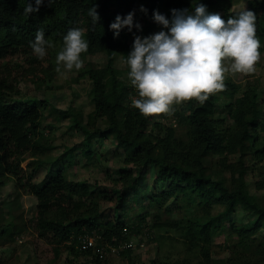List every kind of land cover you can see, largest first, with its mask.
Segmentation results:
<instances>
[{"label": "trees", "instance_id": "obj_1", "mask_svg": "<svg viewBox=\"0 0 264 264\" xmlns=\"http://www.w3.org/2000/svg\"><path fill=\"white\" fill-rule=\"evenodd\" d=\"M29 2L36 6L35 0H0V187L11 179L18 191L35 195L37 204L30 218L19 221L21 226L13 212L0 213V243L31 225L38 238L48 243L46 252L53 260L67 252L69 261L84 257L81 264H114L110 252L136 264L135 240L140 245L144 236L154 240L157 228H173L200 246L199 259L193 262L185 257L162 264H263L264 193L251 190H264L260 82L227 78L225 89L210 95L204 104L183 102L173 105L170 115L157 118L131 106L138 92L125 63L135 35L150 36L160 27L168 31L154 21V11L171 21L172 9L194 14L195 6L204 4L208 13L227 21L238 12L232 10L235 0H52L51 5L44 0L38 12L26 16ZM94 4L100 17L96 24L88 14ZM247 9L255 13L256 34L263 43L264 0H250ZM130 12L141 29L133 26L130 32L124 27L115 36L110 24L117 15L124 18ZM71 28L82 29L88 43L87 52L81 54L83 67L72 79L89 82L94 107L87 114L74 103L57 108L47 97L21 87L23 82L37 91L56 87L53 82L60 74L55 70L56 56ZM38 29L53 45L42 60L30 47ZM260 52L264 57V44ZM100 53L106 55L102 66L87 59ZM18 58L22 60L14 62ZM221 95L227 102L220 106ZM54 112L68 120L66 128L81 142L64 143L60 154H54L53 126L43 125L45 114ZM97 140L100 152L91 149ZM107 142L112 151L105 148ZM79 146L88 158L101 159L108 188H101L95 178L68 176ZM110 155L123 165L109 168L102 158ZM231 155L238 159L231 160ZM27 158L31 161L23 166ZM150 168L154 172L151 192L140 205L138 219L127 223L123 208L128 196L138 191L143 173ZM41 169L46 172L37 180ZM249 175L255 180L250 182ZM105 202L112 204L110 210ZM171 213L180 217L172 218ZM239 213L247 219L233 217ZM216 235H226L224 242L214 243ZM86 236L94 238V245H84ZM219 248L228 249L229 255L222 257ZM150 263L159 264L154 259Z\"/></svg>", "mask_w": 264, "mask_h": 264}, {"label": "clouds", "instance_id": "obj_2", "mask_svg": "<svg viewBox=\"0 0 264 264\" xmlns=\"http://www.w3.org/2000/svg\"><path fill=\"white\" fill-rule=\"evenodd\" d=\"M44 0H35L24 8L29 16L39 11ZM51 5L52 0H48ZM94 4L89 9L94 24L100 19ZM142 12L147 9L141 6ZM171 21L154 11V21L167 32L159 31L150 36H134L131 52L125 61L129 67L128 78L138 92L131 106L144 116L170 115L173 105L196 100L200 104L226 87L228 74L251 75L261 59V42L256 34L255 13L245 9L225 21L217 13H208L204 4L195 6L194 14L187 9H172ZM134 13L126 17L117 15L110 29L118 36L122 28L132 31ZM53 45L45 39L43 29H38L30 41L33 53L44 59ZM88 43L83 30L71 28L63 37V48L56 56V72L64 75L83 67L81 54L87 52ZM63 70L62 71V67Z\"/></svg>", "mask_w": 264, "mask_h": 264}, {"label": "rangeland", "instance_id": "obj_3", "mask_svg": "<svg viewBox=\"0 0 264 264\" xmlns=\"http://www.w3.org/2000/svg\"><path fill=\"white\" fill-rule=\"evenodd\" d=\"M250 6V0H235L232 10L240 11L245 10ZM164 31L163 28H158L156 33L159 31ZM264 42L261 43L263 46ZM264 54V53H263ZM88 60L94 61L99 65H104L106 62V55L100 53L97 55H89ZM22 59L18 58L15 61H20ZM119 65H122L121 63ZM62 71H64L62 69ZM78 71L73 69L71 72H66L64 75L59 74L58 79L53 83L56 85L54 89L45 88V90L37 91L35 90L33 84L22 83V89L24 92L37 94L40 98L47 97L53 104H56L57 108H66L70 103H74L77 107H80L87 114L94 107L92 99L89 97L90 85L85 79H81L80 82H73L72 79L77 76ZM227 78H231L234 81L245 83L248 80L260 82V91L262 96H264V57L261 55L260 62L256 65V72L251 75L228 74ZM220 106L227 102V98L221 95L217 101ZM159 115L157 116V118ZM68 120L62 118L58 112L52 114L46 113L44 117V126H53L54 134L56 135L54 154H60L64 148V143L73 144L79 139L76 135L70 132L66 128V123ZM264 134V132H263ZM81 144L80 141L77 145ZM106 149L109 151L110 144L106 143ZM92 150L100 152L102 148L100 147L99 140L95 142V146L91 147ZM113 150V148H112ZM111 150V151H112ZM77 161L76 164L69 167L68 176L73 178H92L97 179L99 183L103 186L101 188H108L110 181L106 174L100 168V161L96 156L93 158H88L82 152V146H79L76 150ZM102 159L106 161V165L111 168L121 167L122 161L120 158L110 155L108 158ZM231 160H237L238 155H231ZM31 158H27L23 161V166H28ZM46 170L41 169L36 175L37 180H41L44 177ZM153 175L154 172L152 168L146 170L143 173V177L140 181V188L138 191H133L128 196V201L123 208L124 215L126 217L127 223H131L138 219L139 214L142 212V207L140 206L147 200L148 194L151 192L153 185ZM255 176L249 175L248 180L251 182L255 180ZM252 192L264 193V190L258 191L256 188L252 187ZM37 204V198L35 195L27 192L18 191L16 189L13 180H8L4 185L0 187V213L3 215H9L12 212L17 218L18 225L21 226L22 223L19 221L24 218H30ZM111 203L105 202L104 206L107 210L111 209ZM192 213V210L189 211ZM172 218H179L180 216L176 213H171ZM239 221H245L247 219L246 215L243 213L234 214L233 216ZM156 238L154 240H149L147 236L142 238L140 245H138L137 240L134 242V252H135V263L144 264V262L150 263V259L156 260L159 264L161 262H171L175 259L188 257L193 260V262L199 259V249L200 246L196 244H191L185 238L183 232L178 229L173 228H157L155 230ZM226 235H216L214 236V243H223ZM139 240V239H138ZM48 243L44 239H39L33 227L28 225L25 228L19 229L18 233L13 237H8L0 243V264H81L86 260L84 257L72 258L71 261L67 259V252H64L61 257L57 260H53L49 252H46ZM220 255L228 256L230 251L226 248H219ZM109 257L112 259L114 264H130L128 259L122 258L114 253H108ZM264 264V263H263Z\"/></svg>", "mask_w": 264, "mask_h": 264}, {"label": "built area", "instance_id": "obj_4", "mask_svg": "<svg viewBox=\"0 0 264 264\" xmlns=\"http://www.w3.org/2000/svg\"><path fill=\"white\" fill-rule=\"evenodd\" d=\"M84 245L85 246H92V245H94V238L92 236H86L84 238Z\"/></svg>", "mask_w": 264, "mask_h": 264}]
</instances>
